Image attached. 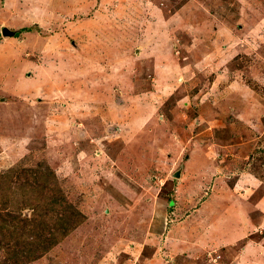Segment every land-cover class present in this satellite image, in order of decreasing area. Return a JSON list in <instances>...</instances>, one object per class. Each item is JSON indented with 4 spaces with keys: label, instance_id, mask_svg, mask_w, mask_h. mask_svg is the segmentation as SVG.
<instances>
[{
    "label": "rangeland",
    "instance_id": "1",
    "mask_svg": "<svg viewBox=\"0 0 264 264\" xmlns=\"http://www.w3.org/2000/svg\"><path fill=\"white\" fill-rule=\"evenodd\" d=\"M18 165L85 217L29 264H264V0H0Z\"/></svg>",
    "mask_w": 264,
    "mask_h": 264
},
{
    "label": "trees",
    "instance_id": "2",
    "mask_svg": "<svg viewBox=\"0 0 264 264\" xmlns=\"http://www.w3.org/2000/svg\"><path fill=\"white\" fill-rule=\"evenodd\" d=\"M29 210L30 215L23 214ZM55 173L16 166L0 175V264H29L58 245L84 221Z\"/></svg>",
    "mask_w": 264,
    "mask_h": 264
},
{
    "label": "crops",
    "instance_id": "3",
    "mask_svg": "<svg viewBox=\"0 0 264 264\" xmlns=\"http://www.w3.org/2000/svg\"><path fill=\"white\" fill-rule=\"evenodd\" d=\"M248 106L250 105V102H245ZM243 104V103H242ZM237 182L234 184V187L239 186V184L242 182V184H246L248 186H254V187H260L261 182L254 177H252L249 174H240ZM264 200V195L259 199L257 205H261ZM250 217V216H249ZM247 218L246 214H242L239 212H236V210L232 208V241L235 243L238 239H242V234L246 233V229L252 225L250 219ZM262 219H264L263 216H261ZM240 237V238H239Z\"/></svg>",
    "mask_w": 264,
    "mask_h": 264
},
{
    "label": "water",
    "instance_id": "4",
    "mask_svg": "<svg viewBox=\"0 0 264 264\" xmlns=\"http://www.w3.org/2000/svg\"><path fill=\"white\" fill-rule=\"evenodd\" d=\"M2 33L4 36H13L12 32H9L7 29H3ZM178 176V174H176Z\"/></svg>",
    "mask_w": 264,
    "mask_h": 264
}]
</instances>
